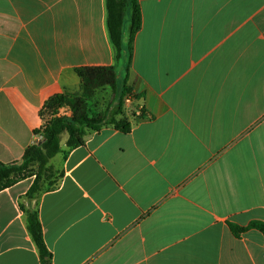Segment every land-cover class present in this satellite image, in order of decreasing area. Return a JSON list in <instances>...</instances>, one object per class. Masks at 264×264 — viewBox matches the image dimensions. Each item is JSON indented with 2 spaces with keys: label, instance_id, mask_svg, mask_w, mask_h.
<instances>
[{
  "label": "crops",
  "instance_id": "crops-1",
  "mask_svg": "<svg viewBox=\"0 0 264 264\" xmlns=\"http://www.w3.org/2000/svg\"><path fill=\"white\" fill-rule=\"evenodd\" d=\"M105 1L0 0L1 163L39 139L45 101L80 91L76 69L125 75ZM138 6L129 132L103 127L67 153L63 133L52 188L0 192V264H40L32 211L52 264H264V235L229 228L264 222V0Z\"/></svg>",
  "mask_w": 264,
  "mask_h": 264
},
{
  "label": "trees",
  "instance_id": "trees-1",
  "mask_svg": "<svg viewBox=\"0 0 264 264\" xmlns=\"http://www.w3.org/2000/svg\"><path fill=\"white\" fill-rule=\"evenodd\" d=\"M106 28L109 42L116 60L123 53L122 26L124 15L130 9V24L128 27L125 75L119 76L114 66L84 67L76 69L80 81V91L61 93L45 101L40 110L41 127L34 131L40 141L27 147L18 162L4 164L0 162V192L26 178L34 177L27 197L32 198L40 192L41 183L48 171V161L61 152L60 141L63 133L67 134L66 153L84 145L85 137L97 132L103 127L111 126L121 133L129 132V122L123 112L124 99H138L128 85V65L133 51L134 38L141 28V13L138 0H106ZM101 90L110 91L111 98L106 110L101 113L94 109L96 94ZM66 110L65 114L60 111ZM32 164L37 170H30ZM27 230L37 249L40 264H52V258L46 249L41 224L37 211L26 213ZM232 234L239 237L249 230H256L264 235V222L252 221L245 227L229 225Z\"/></svg>",
  "mask_w": 264,
  "mask_h": 264
},
{
  "label": "rangeland",
  "instance_id": "rangeland-1",
  "mask_svg": "<svg viewBox=\"0 0 264 264\" xmlns=\"http://www.w3.org/2000/svg\"><path fill=\"white\" fill-rule=\"evenodd\" d=\"M127 15H128V18H130V9H127L126 12H125L124 22H125V20L127 18ZM126 35H128V27H127V32H125V36ZM126 38L124 40V44L122 43V45H123L122 47L124 49L126 47ZM123 62L124 63L126 62V59L125 58L120 63L122 64ZM110 98H111L110 91H108V90H101V91H99L96 94V97L94 99V103H93L94 109H97L99 112L103 113L106 110L107 105L109 104ZM131 108H132L131 105L129 106V105H126L124 103V105H123V112H124V114L132 112ZM60 113L61 114H65L66 113V110H62V111H60ZM48 163H49V161H48ZM48 163L46 165V168H48ZM29 169L32 170V171H35V170H37V165L36 164H32ZM44 176H45V180L43 181L45 183L44 186L47 187V189L52 188L53 187L52 177H54V176H53L52 171L49 168H48L47 173Z\"/></svg>",
  "mask_w": 264,
  "mask_h": 264
},
{
  "label": "built area",
  "instance_id": "built-area-1",
  "mask_svg": "<svg viewBox=\"0 0 264 264\" xmlns=\"http://www.w3.org/2000/svg\"><path fill=\"white\" fill-rule=\"evenodd\" d=\"M124 103L126 104V105H130V103H131V98L130 97H126L125 99H124ZM40 140V137H39V139L37 140V141H39ZM36 141V142H37ZM35 142V143H36Z\"/></svg>",
  "mask_w": 264,
  "mask_h": 264
}]
</instances>
